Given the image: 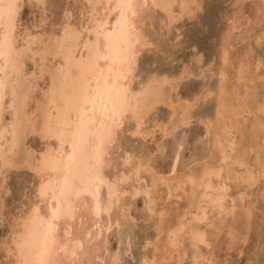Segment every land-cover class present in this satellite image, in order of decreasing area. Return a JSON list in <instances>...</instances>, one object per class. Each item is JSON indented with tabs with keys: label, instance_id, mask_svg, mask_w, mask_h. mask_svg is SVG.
<instances>
[{
	"label": "snow or ice",
	"instance_id": "obj_1",
	"mask_svg": "<svg viewBox=\"0 0 264 264\" xmlns=\"http://www.w3.org/2000/svg\"><path fill=\"white\" fill-rule=\"evenodd\" d=\"M217 2L0 0V264H264V0L209 54Z\"/></svg>",
	"mask_w": 264,
	"mask_h": 264
},
{
	"label": "rangeland",
	"instance_id": "obj_2",
	"mask_svg": "<svg viewBox=\"0 0 264 264\" xmlns=\"http://www.w3.org/2000/svg\"><path fill=\"white\" fill-rule=\"evenodd\" d=\"M259 2V0H242V3L244 5H252V4H257ZM229 9L230 6L226 3V0H224V2H217L211 5L210 7V12L209 15L211 17V20L213 22V26H212V32L211 33H206V38L202 37L201 39V44L204 47V50L206 52H208L209 54H211L214 51V48L216 46V39H215V35L214 34H219L221 28L223 30H227L228 24H227V19L229 17ZM31 14L30 13H26L24 16V19L27 20L29 18ZM249 31V29L245 28V33L247 34ZM254 32V29L252 30ZM238 53L237 56H241L244 55L245 49H244V43L243 41H239L238 42ZM256 57L257 59H259V52L257 51L256 53ZM195 132L190 133V135H194ZM13 184L17 185L18 189L22 188V182L16 180L15 178L13 179ZM238 192H234V194ZM239 195V193H238ZM253 196V203H257L258 202V197H259V191L257 190L256 192L252 193ZM252 245L255 247L260 239V235H259V219L257 218L256 220V224H255V228L251 233L250 236Z\"/></svg>",
	"mask_w": 264,
	"mask_h": 264
},
{
	"label": "bare ground",
	"instance_id": "obj_3",
	"mask_svg": "<svg viewBox=\"0 0 264 264\" xmlns=\"http://www.w3.org/2000/svg\"><path fill=\"white\" fill-rule=\"evenodd\" d=\"M234 195H236V193ZM237 195H238V193H237Z\"/></svg>",
	"mask_w": 264,
	"mask_h": 264
}]
</instances>
